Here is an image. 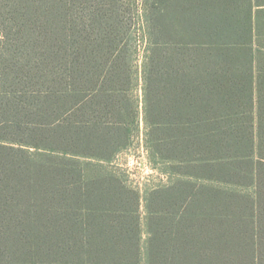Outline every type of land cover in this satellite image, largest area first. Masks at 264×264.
<instances>
[{"label": "trees", "instance_id": "16d2710c", "mask_svg": "<svg viewBox=\"0 0 264 264\" xmlns=\"http://www.w3.org/2000/svg\"><path fill=\"white\" fill-rule=\"evenodd\" d=\"M0 264H264V0H0Z\"/></svg>", "mask_w": 264, "mask_h": 264}, {"label": "rangeland", "instance_id": "374dc122", "mask_svg": "<svg viewBox=\"0 0 264 264\" xmlns=\"http://www.w3.org/2000/svg\"><path fill=\"white\" fill-rule=\"evenodd\" d=\"M140 47L141 58L139 59V63L141 62L143 55L142 43L140 44ZM116 165L119 169L125 171L128 178L127 180L132 186L140 190V194L143 198L145 196V190L166 182V177L163 175L161 176L159 172H156L150 167L145 156V151L141 147L139 137L133 140V145L129 150L119 155ZM140 212L142 218H144L146 216L144 199L141 202ZM143 239H146L145 236Z\"/></svg>", "mask_w": 264, "mask_h": 264}, {"label": "crops", "instance_id": "0c3cea01", "mask_svg": "<svg viewBox=\"0 0 264 264\" xmlns=\"http://www.w3.org/2000/svg\"><path fill=\"white\" fill-rule=\"evenodd\" d=\"M141 130H142V128H141ZM140 136H142V133L140 134ZM140 143H141V145H142V140H140ZM144 149V148H143ZM145 151V150H144ZM145 156H146V154H145ZM156 171V170H155ZM157 172V171H156ZM160 174V173H159ZM161 175V174H160ZM162 176V175H161ZM165 177V176H164Z\"/></svg>", "mask_w": 264, "mask_h": 264}]
</instances>
